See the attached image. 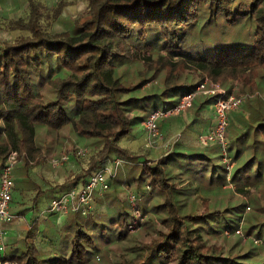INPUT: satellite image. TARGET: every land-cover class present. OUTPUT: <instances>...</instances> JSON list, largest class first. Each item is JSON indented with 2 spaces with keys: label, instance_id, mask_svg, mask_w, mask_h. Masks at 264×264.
I'll use <instances>...</instances> for the list:
<instances>
[{
  "label": "trees",
  "instance_id": "16d2710c",
  "mask_svg": "<svg viewBox=\"0 0 264 264\" xmlns=\"http://www.w3.org/2000/svg\"><path fill=\"white\" fill-rule=\"evenodd\" d=\"M25 1L26 18L0 15V31L19 32L0 41V171L7 155L16 150L23 161L15 170L17 186L22 184L18 176L34 183L30 168L43 164L44 145L60 149L68 134L86 140L95 149L88 167L77 174L84 177L113 155L136 161L144 156L146 152H133L122 146L121 140L151 111L177 103L203 77L229 90L235 82L242 89L255 90L264 81V0H80L85 5L81 16L61 31L44 26L39 0ZM73 2L60 0L51 13L52 20ZM158 79L161 87H148ZM213 102V97L204 96L192 107L197 112ZM249 108L244 126L237 125L239 114L230 117V148L237 160L240 146L264 145V108ZM232 128L237 132L232 134ZM251 130L254 133L249 136ZM256 153L253 147L252 161L236 167L232 180L238 185L247 171L255 176L264 174L260 161L253 170ZM195 157L173 151L156 162L146 155L141 163L135 162L128 183L135 188L142 211L149 210L151 195L147 194L153 191L163 198L151 208L163 216L147 244L146 258L130 264H237L223 254L222 245L207 239V226L214 233L234 232L242 218L240 210L210 211L208 203L184 198L196 195L201 185L182 187L173 179L171 166L180 158L184 166L191 161L200 165L214 162L206 154L196 153ZM213 164L210 185L219 171L226 172L223 165ZM111 182L122 185L126 181L120 177ZM142 184L147 189L141 188ZM109 193L113 199L119 197L114 186ZM123 206L121 200L114 206L110 226L96 218L86 223L96 227L100 236L116 229V238L122 240L130 222ZM73 216L81 218L76 219L73 237L53 253L42 254L28 241L36 235L38 223L34 220L22 245L8 248L5 259L16 264L83 263L91 250L99 247L91 228L83 224L84 215ZM220 224L223 229L217 228Z\"/></svg>",
  "mask_w": 264,
  "mask_h": 264
},
{
  "label": "rangeland",
  "instance_id": "374dc122",
  "mask_svg": "<svg viewBox=\"0 0 264 264\" xmlns=\"http://www.w3.org/2000/svg\"><path fill=\"white\" fill-rule=\"evenodd\" d=\"M39 1L42 6V12L45 15L42 18L43 24L47 29H50L52 31H61L69 28L73 24L74 20L78 19L81 16L82 10L85 7L83 1L74 0L72 4L67 5L63 9L61 16L52 20L53 17L51 13H53L54 8L56 7V5L60 0H39ZM27 7L28 4L26 3L25 0H0V15L5 19L13 18L14 20H18L21 18H26L27 17L26 15L28 14ZM18 33H19L18 31H8L7 29H3L0 31V41L10 40L16 35H18ZM152 84L158 87L162 86L159 79L154 82H151V84H148V87H151ZM231 90H234L236 94H244L247 96L242 106L238 110L233 111L230 114V117L231 115H233V113L239 114L238 119L236 120L237 125L244 126L246 118L249 117V110H250L249 107L252 106L254 109H258L259 107H261L262 109L264 108V103L262 101V99L264 100V81L261 83V86L259 88L250 91H247L246 89H242L237 84V82H235ZM193 112L194 110L192 107L190 108V110L188 109L187 111L177 116H173V119H170L169 122L167 121L168 122L167 123L168 126H166L167 128L165 127L166 123H163L164 121L161 122L160 123L161 138L157 140L154 146L151 148H147L145 146L147 134L142 123L138 126V128H136L133 131V133L129 134L127 137H124V139H122L121 145L126 144V146L130 147L133 152H142V153L146 152L145 155L147 156V158L150 159L152 162H154L156 160L154 158L158 157L159 155L162 156L164 153H167L168 151H170V149L174 148L178 143L183 141L184 137L186 136V133H192V134L195 133L191 141L197 140L198 132L201 130L200 129L201 127L198 128L199 130L197 129L195 130V127L191 126L188 123V117L190 116V114H191L190 118L193 117L194 115ZM42 131L43 132L41 134L42 135L45 134V130L42 129ZM228 131L229 134L228 133L227 134L231 146L232 145L230 138L231 128L228 129ZM66 132L67 130H64V133ZM164 132L167 133V135L164 134ZM235 132H237L235 128H232V134H234ZM249 133H250L249 136L250 135L252 136L254 131L251 130ZM67 136L68 138L63 143V145L61 144L60 149H52L50 147L53 146L49 147L47 144L44 145L45 148V150L43 151L44 155L41 156L44 162L43 164L36 165L37 171L39 169H43L46 171L51 170L53 172V170H56V168L52 165L51 159L55 156H60L63 153H67L69 154V159L62 165L58 166V169L60 170L59 173L62 174L64 173V171L65 172L73 171V173L69 176V178L71 180L80 179L74 175L75 173L81 172L82 170L88 167L91 155L93 154L95 149L90 144H88V142L84 139H80L77 136L70 134H68ZM250 142H252V140H250L249 143ZM47 147H49L50 149L48 148L49 149L48 150ZM198 147H202L205 149L213 148V146L211 145L203 146L202 144L198 145ZM235 147H238V144ZM253 147L257 148L256 154L258 156L257 161L251 162L252 166L254 167L253 170L257 169L256 163L258 161L262 162L263 165L264 145H262V143L255 142L254 144H252V146L249 145V147L246 146V144H244V146H240L242 153L240 154L241 157L238 160L234 157V149L231 150V148L229 147L230 156L233 158L232 164H229L228 166L229 168H228L227 164H225L223 160V156L219 154V157H216L213 163L216 162L219 165H223L225 167L226 172L224 173L222 170L219 171L218 174L220 175H217V177L214 178L215 179L214 181L216 182H213L212 185L208 184L209 185L208 186L206 183H204L201 186H199L200 188L196 192L197 194L195 196L197 204L208 203V205H210L209 208L210 211L217 210V211H222L223 213H227L229 209H239L240 213H242L241 221L235 228L234 232L228 231L227 234L226 230L228 229H225L224 230L225 232L223 233H214L211 227L207 226L208 229L207 239H209L210 242H214L218 245H222L225 249L223 254L225 256L234 258L237 264L238 263L264 264V174L262 173L260 177V176H255L254 175L255 173L252 171H247L246 173L248 175L250 174L249 177L251 180H248L247 174L244 173L242 175L243 183L241 185H238L237 184L238 182H234L232 180V175L236 167L243 166L244 163L247 162L250 163V161H252ZM74 148H76L77 150L81 148H86L88 152L84 156H79L77 155L76 152L73 151ZM148 149L149 152L147 151ZM145 155L141 156L137 161L135 160L136 158L127 160L129 162L122 165L117 171L116 176L111 178V180H113L123 177L124 180L126 181L125 183H123L122 185L115 182L110 183V179H109V188L102 193H98V192L95 193L92 202L93 210L91 214H89L86 217L85 216L83 217L84 220L83 224L84 226H86V228H91L90 232H92V234L95 235V239L97 241L99 250L98 251H96L95 249L91 250L93 251V253L89 255L86 261L80 264H120V263L130 264L129 263L130 261L137 260L140 257L146 258V255L149 252L147 249V244L151 242L152 240L151 236L156 234L155 229L160 227V222H161L160 217L163 216V214L159 215V213H156V211L151 208L155 202H159L163 198V197H157V195H155L153 191L148 194L145 193L147 194V197L148 195H151L150 200L152 201L149 200L147 203V207L149 210L143 212L141 209L142 206H140L141 200L140 203L139 201L136 202L137 204L136 207L142 213V216H140L139 225L137 224V227L133 230L128 229L126 238L122 240H118L116 238L118 234L116 229L110 230L108 232V236H100L101 233L98 229H96V227L92 229L93 225L92 227H89V225H87L86 223V221L92 220V218H96L101 222L108 223V225L110 226L111 224L109 223L110 222L109 217L110 215H113L114 206L120 205V200L121 202H123L124 204L123 207L127 211V215L125 217L128 220L133 219L135 209L133 204H131L130 201L127 200V195L129 191L134 192L135 188L128 183L129 182L128 179L136 170L135 167H133L135 166L134 164H136L137 162L141 163ZM113 157H120V156L117 155L111 156V158ZM20 161L21 160H19V162ZM206 175H207L206 179L208 180L210 178L209 177L210 174L209 175L206 174ZM193 181H194L193 179L192 181L189 182L186 181V179H183L185 185H181V186L182 187L197 186L198 183ZM221 181H225V182L221 183ZM178 184L180 185L179 182ZM113 186L116 187V193L118 194L119 199L118 198L113 199L112 198L113 195L109 193L111 187ZM239 187H242V189H244V191L248 193L241 192L238 189ZM141 188L147 189V186L142 184ZM16 199L17 198H15V202L12 201L11 210L12 208L13 210H16L17 208L20 207V203ZM202 210L203 209H201V211ZM73 215L74 213H70L66 215L64 219H61L60 223L57 222L56 228L48 227L47 229H45L43 231V234L47 237H45L44 235L42 237L41 236L36 237L37 242L35 245L38 247V249L42 254H47V255L51 254L53 253V251H55V248L59 246L60 243H66L71 240V238L73 237L76 231V219L81 220V218L74 217ZM227 217H231V215L229 214V216ZM148 219L151 220L149 221ZM56 221L57 220L55 218V222ZM223 227H224L223 224L217 226L218 229H223ZM239 228L241 229L242 234H237L235 232ZM37 231H40V228L37 227L36 232ZM40 233H42V231ZM34 237L35 235L34 236L32 235L31 237L28 238V241L33 242L32 239L34 240L35 239ZM22 240L23 238L17 242V245L21 244ZM74 264H79V263H74Z\"/></svg>",
  "mask_w": 264,
  "mask_h": 264
},
{
  "label": "built area",
  "instance_id": "2783aa9c",
  "mask_svg": "<svg viewBox=\"0 0 264 264\" xmlns=\"http://www.w3.org/2000/svg\"><path fill=\"white\" fill-rule=\"evenodd\" d=\"M213 97V124L211 127L198 134V141L203 146L217 145L220 155L227 167L232 164V157L229 153L228 128L230 124V114L238 110L246 99L244 94H236L234 90H229L220 83L214 82L205 76L189 92L184 93L177 103L165 105L151 111L142 121L147 134L145 146L151 148L157 140L161 138L160 123L177 116L190 109L197 97ZM88 150L81 148L77 150V155L84 156ZM69 159V154L63 153L51 159L54 167H58ZM19 153L12 150L6 157L1 168L0 174V264H16L11 260H6V251L8 247L7 225L11 223L16 215L11 210L13 201V192L15 189V167L19 162ZM126 159L121 157L108 158L98 169L93 171L88 179L81 185H72L60 195L51 199L46 212L60 216L70 213H80L88 216L92 212V202L95 193H102L109 188V179L116 176L119 168L127 163ZM229 168V167H228ZM230 170V169H229ZM127 200L134 206V217L128 224V229L133 230L139 225L141 211L136 207L138 197L135 192L129 191ZM242 234L241 229L235 231ZM228 234V231H226Z\"/></svg>",
  "mask_w": 264,
  "mask_h": 264
},
{
  "label": "crops",
  "instance_id": "0c3cea01",
  "mask_svg": "<svg viewBox=\"0 0 264 264\" xmlns=\"http://www.w3.org/2000/svg\"><path fill=\"white\" fill-rule=\"evenodd\" d=\"M203 97L204 96L197 97L195 102L198 101V99L203 98ZM193 114H194L193 117L190 118L191 114L188 117V123L191 126L195 127V130L196 129L199 130L198 128L201 127L200 128L201 130L198 132V134L202 131L208 130L211 127V125L213 124L212 105H206L203 109H200L197 112L194 111ZM170 119H173V117L166 120V122L165 121L163 122V123H166L165 127L168 126L167 123L169 122ZM165 127H164V129H165ZM164 134L167 135V133H165V132H164ZM193 135H195V133H193V134L192 133H186V136L184 137L183 141L178 143L174 148L170 149V151H168L167 153H164L162 156L159 155L158 157H156L154 159L159 160L160 158L165 157L168 153L173 152V151L178 152V153H182V154H188V155L193 154V156H194L193 159H196V157H195L196 153L197 154H206L210 159H213V161H214V159H216V157H219L220 152H219V148L217 145H215V144L211 145V146H213V148L215 150L213 148L212 149H205L202 147H198V145H200L198 143L199 142L198 139L195 140L196 142L191 141ZM121 143H122V140H121ZM122 146L127 147L126 144H123ZM127 148L132 150L130 147H127ZM147 151L149 152V149ZM149 158H151V157H149ZM21 163H23L22 160L20 162H18V164L15 167V170L17 168L19 170ZM204 163H207V162H204ZM215 164L219 165L216 162H215ZM212 165H214L212 162L209 164H203V165L201 164L200 165L195 161L194 162L191 161L190 165L187 164L184 166L183 160L180 158L177 162H175L171 166V171H172L173 179L179 181L180 186L185 185L183 182V179H186V181H188V182L192 181V179H193L195 182L198 183V185H202L204 183H206L207 185L208 184L210 185L211 184V183H209V182H211L210 178L207 180L206 174H208V175L211 174V172L213 170ZM36 167L37 166L34 165V166H31V168H30V176L32 177L34 183H30V181L26 177L24 178V176H22V177L18 176V179H20V180L22 179L21 180L22 184L18 185V186L15 185V189L13 192V202H15V198H17L16 200L19 201L20 207L17 208L16 210H13V208H12V212L16 215V218L11 223H9L7 225V229H8L7 243L9 246L8 248L17 246V242L20 239L25 237V234L27 233V231H29L28 229L31 228L32 221H34V220H37L38 228H40V231L36 232V235L34 237L35 239L34 240L32 239L33 243H35V244L37 242L36 237H38V236L42 237L44 235L43 231L45 229H47L48 227L56 228L57 222L60 223L61 219H64L66 217V215L59 217L58 215L50 214V213L46 212V209L48 208V205H49L51 199L60 195L61 193L66 191L72 185L83 184L91 174L90 173L84 177H80V179H79L80 181L79 180H71L69 178V176L73 173V171H70V172L64 171V173L61 174V173H59L60 170L58 169V167H55L56 170H53V172L51 170L46 171L43 169H39L37 171ZM78 173H80V172H78ZM78 173H75L74 176L77 177ZM0 174H1V171H0ZM14 174H15V171H14ZM193 174H195L196 176H192ZM216 175H217V173L215 172V176ZM213 182H216V181H213ZM200 183H202V184H200ZM195 196L196 195H187L184 198H187L190 200L192 198H195ZM92 210H93V208H92ZM55 218L57 220L56 222H55ZM41 231H42V233H40Z\"/></svg>",
  "mask_w": 264,
  "mask_h": 264
}]
</instances>
